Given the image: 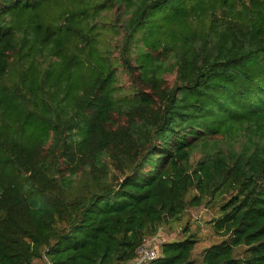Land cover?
<instances>
[{
  "label": "trees",
  "instance_id": "16d2710c",
  "mask_svg": "<svg viewBox=\"0 0 264 264\" xmlns=\"http://www.w3.org/2000/svg\"><path fill=\"white\" fill-rule=\"evenodd\" d=\"M205 202L226 238L146 264H264V0H0V264H130Z\"/></svg>",
  "mask_w": 264,
  "mask_h": 264
},
{
  "label": "rangeland",
  "instance_id": "374dc122",
  "mask_svg": "<svg viewBox=\"0 0 264 264\" xmlns=\"http://www.w3.org/2000/svg\"><path fill=\"white\" fill-rule=\"evenodd\" d=\"M50 3L47 2V5ZM49 7H52L50 4ZM117 7L114 6L112 8H107L103 11V13L100 15V18L98 20L99 23L102 25L104 22L107 24V28L104 26L100 28L98 31L100 32L101 36L99 38V41L101 42L102 47H108V54L119 61V49L116 47V45L119 43V41L122 39V35L119 33H114L111 29V23L112 19L114 17V9ZM165 10H162L160 12H157L155 16L153 17V21L151 25H158L163 20L159 18L160 13H164ZM169 32L168 25L165 26V29ZM161 32L159 33L156 29L153 33L149 34V36L144 40L139 61L143 64H145L148 67H151L154 65V62L147 57V46L149 43H152L154 40L160 37ZM163 37V35L161 36ZM161 43H163V39L159 40ZM138 54V52H137ZM83 59L88 58L87 52L81 55ZM116 64L120 67L122 70V66L116 62ZM165 68L161 73L163 76L167 77L170 82H173L175 78V73H171L166 71ZM85 73H87L86 70H84ZM82 73L78 74L81 75ZM83 75V74H82ZM129 75L122 71V76H120V80L118 82V87L120 90L118 91L119 94L128 93L132 89L131 83L129 81ZM84 184L87 182V180L83 181ZM82 184L80 182H77L75 186L71 189H69V195H75L80 192L79 187H81ZM218 209H219V202L208 204V202H205L203 205L199 207H192L188 208L185 212L182 221L178 224V226L170 227V226H162L156 234L155 237L150 236L148 239H155V242L158 244H161L165 241L174 240V239H180L183 237L184 234V228L187 224H190V228L192 232H196L199 238V242L197 243L193 257L197 260V262H200L202 260V254L204 249L209 247L210 245L214 243H218L226 238V236L220 235L216 233V231L213 229L211 225V220L214 219L218 215ZM246 250L245 246H240L236 249V255L242 256L244 255ZM35 264H43L42 260H36Z\"/></svg>",
  "mask_w": 264,
  "mask_h": 264
},
{
  "label": "built area",
  "instance_id": "2783aa9c",
  "mask_svg": "<svg viewBox=\"0 0 264 264\" xmlns=\"http://www.w3.org/2000/svg\"><path fill=\"white\" fill-rule=\"evenodd\" d=\"M154 235L153 237H155ZM162 244V243H161ZM161 244L155 242V239H146V241L138 248L137 256L130 264H146L147 262L159 257L161 252ZM43 264H51L46 256L43 254Z\"/></svg>",
  "mask_w": 264,
  "mask_h": 264
}]
</instances>
